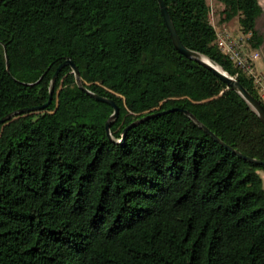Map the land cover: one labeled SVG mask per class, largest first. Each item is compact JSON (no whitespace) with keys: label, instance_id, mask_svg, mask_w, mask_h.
I'll list each match as a JSON object with an SVG mask.
<instances>
[{"label":"trees","instance_id":"1","mask_svg":"<svg viewBox=\"0 0 264 264\" xmlns=\"http://www.w3.org/2000/svg\"><path fill=\"white\" fill-rule=\"evenodd\" d=\"M250 49L258 0H216ZM182 44L253 79L219 43L208 0H163ZM6 57V58H5ZM49 106L0 136V264H264V124L206 66L177 51L157 0H0V119ZM8 64V70L6 68ZM10 120V119H9ZM4 124V123H3ZM0 124V130L2 125Z\"/></svg>","mask_w":264,"mask_h":264},{"label":"water","instance_id":"2","mask_svg":"<svg viewBox=\"0 0 264 264\" xmlns=\"http://www.w3.org/2000/svg\"><path fill=\"white\" fill-rule=\"evenodd\" d=\"M158 5H159V9H160V13L161 16L163 18L164 24L166 26V29L169 33V36L171 38V41L175 47V49L177 51H179L182 55H184L185 57L198 62L204 66H206L207 68H209L210 70L213 71V73L215 75H217L222 82H224L228 87H230L231 89H233L234 91H236L248 104V106L258 115L259 119L262 121V123L264 124V107L263 105L260 103L259 100H257L256 98H254L242 85L241 83L235 79V77H233L232 75H230L228 72H226L223 68H221L217 63H215L213 60H211L209 57L191 50L187 47H185L182 42L180 41V38L176 32L175 26L170 18V15L165 7V4L163 2V0H157ZM6 58V57H5ZM203 58H206L208 61H205ZM65 66H69L71 68V71L73 72L74 76H75V81L78 85V87L80 89H82L83 91H85L87 94H89L90 96H92L93 98H95L98 101L107 103L108 105H110L113 109L112 114L109 116L108 120L105 123V129H106V134L108 136L109 139H112L111 137V133H110V125L111 122L113 120H115L118 116L119 113V108L118 106L114 103L113 100L107 98V97H102L99 96L93 92H91L90 90H88L87 88H85L82 83H81V77L78 71L77 66L75 65V63L68 59L65 60L63 63H61L57 69L55 70L53 76H52V80H51V86L49 89V96L48 99L45 103L36 106V107H32V108H23V109H18L16 111H13L9 114H7L6 116L2 117L0 119V124L5 123L6 121H8L9 119H11L12 117L16 116V115H20L22 113L25 112H29V111H40V110H44L46 109L50 102L52 101V96H53V84L55 83V80L57 78L58 73L61 71V69ZM6 68L8 70V64L6 62ZM174 111H180L183 114H185L186 116H188L197 126H199L200 128H202L206 133H208L215 141H217L218 143H220L222 146H224L225 148L231 149L233 150L234 153H236L237 155H239L240 157L250 161V162H254L256 164H261L264 165V162L256 160V159H252V158H248L246 156H244L243 154L239 153L238 151L232 149L231 147H229L228 145H226L224 142H222L214 133H212L206 126H204L201 122H199L195 116L193 114H191L189 111H187L186 109L180 108V107H170L168 109H164V110H160L154 113H149L143 117H141L140 119H138L137 121L127 125L122 132V137L119 140H116V142H121L124 140V136L126 131L133 127L136 126L139 123H142L146 120L152 119L154 117L157 116H161L163 114L166 113H170V112H174Z\"/></svg>","mask_w":264,"mask_h":264},{"label":"rangeland","instance_id":"3","mask_svg":"<svg viewBox=\"0 0 264 264\" xmlns=\"http://www.w3.org/2000/svg\"><path fill=\"white\" fill-rule=\"evenodd\" d=\"M263 12L257 20V28L260 31L264 30V0H258ZM210 6L209 17L212 25L214 26L217 36L218 43L224 52H229L230 49H234L239 52L241 58H247L250 54L255 52L254 49H250L245 43V36L239 30V26L236 20L229 23L223 21V15L221 14L222 4L216 0H208ZM258 57L254 59V70L257 73H264V44L261 49H256ZM252 52V53H251ZM27 117L24 115H16L10 120L6 121L0 130V136L4 137L8 134L10 129L19 125L22 121L26 120Z\"/></svg>","mask_w":264,"mask_h":264},{"label":"built area","instance_id":"4","mask_svg":"<svg viewBox=\"0 0 264 264\" xmlns=\"http://www.w3.org/2000/svg\"><path fill=\"white\" fill-rule=\"evenodd\" d=\"M225 53L230 55L235 65L238 66L247 76L252 77L258 94L261 100L264 102V73H257L254 70V59L259 55L256 49L255 52L247 56V58H241L239 52L234 49H230L229 52Z\"/></svg>","mask_w":264,"mask_h":264},{"label":"bare ground","instance_id":"5","mask_svg":"<svg viewBox=\"0 0 264 264\" xmlns=\"http://www.w3.org/2000/svg\"><path fill=\"white\" fill-rule=\"evenodd\" d=\"M205 61H208L206 58H203Z\"/></svg>","mask_w":264,"mask_h":264},{"label":"crops","instance_id":"6","mask_svg":"<svg viewBox=\"0 0 264 264\" xmlns=\"http://www.w3.org/2000/svg\"><path fill=\"white\" fill-rule=\"evenodd\" d=\"M259 49H261V47Z\"/></svg>","mask_w":264,"mask_h":264}]
</instances>
